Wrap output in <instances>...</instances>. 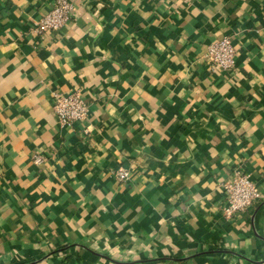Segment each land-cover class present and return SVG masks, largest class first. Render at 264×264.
<instances>
[{"label": "crops", "instance_id": "1", "mask_svg": "<svg viewBox=\"0 0 264 264\" xmlns=\"http://www.w3.org/2000/svg\"><path fill=\"white\" fill-rule=\"evenodd\" d=\"M69 1L36 35L53 0H0V264H264V0ZM235 170L261 198L226 220Z\"/></svg>", "mask_w": 264, "mask_h": 264}, {"label": "built area", "instance_id": "2", "mask_svg": "<svg viewBox=\"0 0 264 264\" xmlns=\"http://www.w3.org/2000/svg\"><path fill=\"white\" fill-rule=\"evenodd\" d=\"M72 10L71 1L53 0L52 7L31 24L30 31L36 35L55 31L70 18ZM235 52L231 37L225 35L207 46L205 57L214 67L229 70L234 67ZM51 99V109L56 121L61 126L68 127L88 117V103L78 90L65 94L52 92ZM31 160L35 164H40L43 158L35 153L31 156ZM113 174L116 179L121 181L127 180L130 176L127 168H118L113 171ZM222 187L225 192L226 203L221 208V215L226 220H230L234 215L246 211L261 198V193L256 184L246 173L240 170L233 171L231 177L223 183Z\"/></svg>", "mask_w": 264, "mask_h": 264}]
</instances>
